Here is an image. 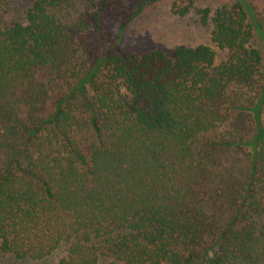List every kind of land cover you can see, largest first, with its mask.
<instances>
[{
  "label": "trees",
  "instance_id": "16d2710c",
  "mask_svg": "<svg viewBox=\"0 0 264 264\" xmlns=\"http://www.w3.org/2000/svg\"><path fill=\"white\" fill-rule=\"evenodd\" d=\"M126 5L34 0L0 21V253L264 264V21L235 0H172L223 60L208 45L110 52L101 14Z\"/></svg>",
  "mask_w": 264,
  "mask_h": 264
},
{
  "label": "rangeland",
  "instance_id": "374dc122",
  "mask_svg": "<svg viewBox=\"0 0 264 264\" xmlns=\"http://www.w3.org/2000/svg\"><path fill=\"white\" fill-rule=\"evenodd\" d=\"M34 0H0V21L24 20V10ZM198 7H209L211 10L217 5L229 2L230 0H193ZM244 7L247 18L264 21V0H235ZM172 0H147L143 2L140 13L128 20V15L136 11V5L142 0H127V7L130 10L116 16L111 12H102L103 30L105 39L102 41L110 52L123 53L133 52L142 54L154 50H161L167 56H171L178 45L195 47L197 45H208L216 51V62L226 57V52L216 48L210 40L211 25H204L200 22L199 16L191 9L186 15L178 16L171 12ZM264 28V26H263ZM264 33V32H263ZM255 36V45L261 50L264 60V46L260 42L264 34ZM264 124V116L261 117ZM249 151L250 148L245 147ZM4 154L0 150V166ZM63 254L58 251L50 255L42 262H15L8 256L0 253V264H57L58 258ZM98 264H106L101 259Z\"/></svg>",
  "mask_w": 264,
  "mask_h": 264
}]
</instances>
